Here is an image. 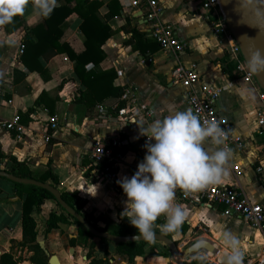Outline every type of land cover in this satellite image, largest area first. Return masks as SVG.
Instances as JSON below:
<instances>
[{
    "label": "crops",
    "instance_id": "obj_1",
    "mask_svg": "<svg viewBox=\"0 0 264 264\" xmlns=\"http://www.w3.org/2000/svg\"><path fill=\"white\" fill-rule=\"evenodd\" d=\"M98 1L101 4L99 18L107 23L111 35L101 48L104 60L97 68L92 64L87 65L86 70L114 71L116 78L113 86L129 87L140 93L141 108L153 107L155 118L168 115L169 109L184 111L185 90L171 80L175 60L160 54L158 47L145 36L148 28L143 0ZM133 1L139 3L137 7L132 6ZM159 2L164 6L165 21L181 29L186 44L181 60L201 63L200 75L205 79L223 78L228 81L220 106L234 114L237 134L253 140L251 103L256 96L249 86L242 84L234 70L223 71L226 67L225 59L228 60L225 44L220 42L206 23L205 15L200 10V0ZM75 4L76 0H57L56 8L66 5L72 9ZM42 20V16L33 13L29 4L24 15H17L12 23L0 26V169L10 167V158L24 164L33 179H38L50 169L59 181L57 189L60 193L77 194L87 201L84 211L92 207L98 214L94 216L92 212L93 217L101 223L116 224L124 209L123 202L127 199L116 181L123 176L130 178L133 161L144 157L146 153L141 144L140 130L130 132L127 123H117L98 116L94 107L100 103H93L90 99L86 103L78 101L85 89L75 75L74 61L66 53H57L48 59L40 53L38 57L35 53L24 56L25 39L30 35L27 31L39 25ZM80 23L76 14L67 17L61 26L59 41V44H66L76 55L85 49L84 37L79 30ZM132 29L142 34L144 43L136 47L126 44L132 36ZM21 47L24 53L20 52ZM118 102V99L109 98L101 104L108 108ZM110 114L114 117L113 111ZM16 115L20 116L27 129L20 141H16L13 134L2 126ZM51 116H57L60 121L66 118V121H61L56 129L50 131L49 142L46 143L43 129ZM138 136L139 139H134ZM95 137H117L124 144L120 151L121 161L110 165V173L115 176L113 183L104 179L92 180L90 177V162L85 148ZM205 147L212 146L205 144ZM250 148L247 153L231 154L227 166L229 174L220 184L241 187L252 202L264 207V192L253 184V168L264 163V139H254ZM235 170H239V175ZM100 171L102 166H99ZM23 199V196L20 198L17 195L12 182L0 178V257L8 254L15 264H32L29 261L32 253L21 246ZM57 207L55 202L46 200L39 213L33 212L37 221L38 245L48 259L56 256L59 264H90L87 259L83 261L87 249L76 246L72 254L69 251V240L78 237L75 224L59 223L58 228L47 230L49 214L60 215ZM190 207L191 216L182 227L197 228L200 234L197 239H204L220 252H227L220 240L221 232L217 229L230 230L239 237V246L244 254L243 264L264 262L263 234L238 220L224 219L219 209ZM66 217L70 222L73 221ZM157 222L162 224L165 218L161 216ZM92 242V258L103 260L102 264H174L170 257L157 255L164 248L160 243L150 242L146 253L129 263L126 256L116 251L114 244L99 243L96 238ZM186 243H182L180 252L187 247ZM184 264H200V261L191 256L184 260ZM204 264L210 263L205 261Z\"/></svg>",
    "mask_w": 264,
    "mask_h": 264
},
{
    "label": "clouds",
    "instance_id": "obj_2",
    "mask_svg": "<svg viewBox=\"0 0 264 264\" xmlns=\"http://www.w3.org/2000/svg\"><path fill=\"white\" fill-rule=\"evenodd\" d=\"M214 2L221 9H228L225 19L229 23L234 22L237 27L255 33L254 36L249 32L241 33L240 39L247 44L245 56L250 69L257 76H264V22L246 17L243 0ZM29 4L35 15L46 18L57 7V0H0V26L12 23L17 15H24ZM133 123L139 127L140 135L148 139L143 145L146 153L134 174L116 181L127 197L121 218H127L138 230L140 238L148 242L154 240L157 228L178 239L189 210L175 202L176 191L180 189L187 196L220 183L228 176L231 150L222 147L228 133L215 121L202 122L191 108L184 111L169 109L168 115L157 117L146 126L144 122ZM206 142L212 147L206 148ZM161 216L165 222L157 224ZM217 230L228 250L221 264H243L239 237L230 230ZM191 248L192 258L204 264L208 252L206 241L197 239Z\"/></svg>",
    "mask_w": 264,
    "mask_h": 264
},
{
    "label": "built area",
    "instance_id": "obj_3",
    "mask_svg": "<svg viewBox=\"0 0 264 264\" xmlns=\"http://www.w3.org/2000/svg\"><path fill=\"white\" fill-rule=\"evenodd\" d=\"M145 6V23L147 32L145 36L154 41L160 54L171 57L175 60L171 70L172 83L182 87L184 92V110L191 108L193 112L204 121H215L228 133V138L222 147L234 153H247L254 139H264V93L257 84L253 73L242 57L239 46L229 30L224 13L214 0H200V10L205 15V21L213 34L225 44V53L228 61L234 66V72L239 75L242 84L249 86L256 96L251 103L252 109V139H245L237 134V122L230 110L220 106L224 89L228 81L205 79L200 75L201 63L184 62L181 57L185 54L186 44L182 38L181 29L164 19V6L159 0H143ZM137 1L132 2L133 7L138 6ZM23 52V48H20ZM121 105L114 104L106 107L97 104L94 107L97 115L115 120L117 123H127L130 132L138 130L135 122H144L145 126L155 119L153 107L141 108L142 96L134 89L123 88L122 96L118 99ZM114 112V117L110 114ZM61 121H66L63 118ZM57 116H51L44 125V141L49 142L50 131L58 127L61 122ZM3 128L13 134L16 141L22 140L27 129L21 122L20 116L16 115L12 120L2 124ZM148 138L141 135V144L144 145ZM154 142V141H153ZM123 142L117 137L92 138L86 145L85 152L90 162V177L92 180L104 179L113 183L115 176L110 173V165L121 161L120 153ZM207 146H211L206 142ZM143 157L137 158L131 165L132 175L137 170V165ZM102 166V172H99ZM239 175V170H235ZM253 184L264 192V163L253 168ZM176 203L189 206H208L214 210H220V216L226 220H238L248 225L259 234L264 235V207L257 202H252L243 192L241 187L225 184L209 185L199 192L189 193L185 196L180 189L176 191ZM264 253V247H263Z\"/></svg>",
    "mask_w": 264,
    "mask_h": 264
},
{
    "label": "trees",
    "instance_id": "obj_4",
    "mask_svg": "<svg viewBox=\"0 0 264 264\" xmlns=\"http://www.w3.org/2000/svg\"><path fill=\"white\" fill-rule=\"evenodd\" d=\"M100 2L98 0H76V4L72 9L67 8L66 5L55 8L48 17L42 16V22L36 27L28 30L30 33L25 39V55L32 56L35 53L37 57L42 55L48 59L53 57L57 53H66L68 57L75 63V75L80 82V85L85 89L81 92V98L78 101L86 103L89 99L93 103H102L109 98L119 99L122 96L123 88L114 87L113 82L116 78L114 71H97L86 70V66L92 64L94 67H98L104 60L105 55L101 50L105 41L110 37L111 30L106 22H102L99 18L98 10L100 8ZM71 14H76L80 20L79 30L84 37V51L78 55L64 43L59 44L62 31L61 26L65 19ZM131 38L126 41L127 45L136 47L141 43L142 34L132 29ZM157 46L154 41H150ZM149 43V42H145ZM24 53V52H23ZM226 67L223 71L234 70V66L225 59ZM121 105V102H118ZM1 158V155H0ZM11 159V165L8 168L0 170L6 171L16 177L33 179L29 170H27L22 163H18L14 158ZM37 180L41 183H47L54 188H57L59 181L56 176L52 174V171L48 169ZM14 189L17 195L22 198V243L21 246L26 247L28 252L32 255L29 261L32 264H47L48 258L44 254L42 248L36 241L37 237V221L32 215L33 212L39 213L41 206L46 200H51L56 203L53 196L41 188L33 186L15 184ZM62 199L73 209L75 212L85 218L95 229L100 232H107L114 236H140L138 230L130 225L127 218H120L116 224L103 222V226L98 224L99 219L94 218L91 213H86L84 207L87 205L85 199L79 198L77 194L70 192H61ZM59 207V206H58ZM60 208V207H59ZM61 209V208H60ZM63 211V210H62ZM63 211L62 214L50 213L46 222L47 230L58 228V224H75L77 226V239H70L68 244L71 248L79 246L87 249L86 259L90 261V264H102L103 260H96L92 258L94 252V243L89 242V238L92 237L79 223L75 220L70 222ZM69 217V216H68ZM70 218V217H69ZM158 223V222H157ZM47 232V231H46ZM156 233H161L159 229H156ZM163 234V233H162ZM169 239H172V234H165ZM95 239V238H94ZM99 243H109L103 239H97ZM150 242L140 243H126V244H114L116 251L127 257L128 262H132L136 257H141L146 253V250ZM177 246L180 245V241H175ZM163 251L158 256L170 257L168 250L163 246ZM0 264H15L12 257L8 254L0 257Z\"/></svg>",
    "mask_w": 264,
    "mask_h": 264
},
{
    "label": "water",
    "instance_id": "obj_5",
    "mask_svg": "<svg viewBox=\"0 0 264 264\" xmlns=\"http://www.w3.org/2000/svg\"><path fill=\"white\" fill-rule=\"evenodd\" d=\"M243 5L245 9V15L247 18L252 19L255 18L256 20H259L261 22H264V0H243ZM224 16L225 12L228 11V9H222ZM227 26L229 30L231 31L235 42L240 48L241 54L243 59L245 60L246 64L248 65V61L246 59L245 53L247 51V44L245 40L240 39L241 33L249 32L250 36H254L255 33L251 32L247 28L237 27L235 23H229L226 20ZM249 67V65H248ZM250 69V67H249ZM251 70V69H250ZM253 76L259 85L261 91L264 93V76H257L252 70ZM0 178H4L12 183L15 184H21V185H27V186H33L36 188H41L42 190L47 191L50 193L53 198L55 199L58 206L65 212L67 216H69L72 220H75L77 223H79L92 237L96 239H103L106 240L112 244H126V243H140V242H148L144 240L143 238H140V236H137V239H133L135 236H114L107 232H100L97 229H95L85 218H83L80 214L75 212L61 197V193L57 188H54L53 186L47 184V183H41L34 179H25V178H19L16 177L6 171L0 170ZM73 230V229H72ZM73 237V236H71ZM206 241V240H205ZM152 242L161 243L163 246L166 247V249L169 252L170 258L172 259L174 264H184V260L190 258L193 256L192 252V244L187 246L183 251H179V247L175 244V240L169 239L165 234L162 233H156L155 238ZM208 246V254H212L213 256H219L220 261L222 262L223 254L210 242L206 241ZM70 253H73V248L69 249ZM86 259V258H85ZM48 264H59L58 259L56 256H51L48 259ZM261 264H264L261 263Z\"/></svg>",
    "mask_w": 264,
    "mask_h": 264
},
{
    "label": "rangeland",
    "instance_id": "obj_6",
    "mask_svg": "<svg viewBox=\"0 0 264 264\" xmlns=\"http://www.w3.org/2000/svg\"><path fill=\"white\" fill-rule=\"evenodd\" d=\"M181 206L183 207H186L188 210H189V216H191V207L186 205V204H181ZM57 212L59 214H62L63 211L57 207ZM94 213V216H98V214L96 213V210L92 207H89L88 209H86V213H91L93 214ZM66 215V214H65ZM93 216V215H92ZM99 225L100 226H103V222H99ZM181 235H180V238H178L177 240L180 241V245L178 246L180 249H181V245L182 243L186 242V246L190 245L191 243H193L195 241V239H197L199 237V231L197 230V228L195 229H192L191 227H188V228H185V227H182L181 228ZM201 232V231H200ZM173 235L172 234V238H173ZM89 240L92 242V238H89ZM89 240H88V243H89ZM183 251V250H181ZM86 257V254L84 255ZM83 261H85V258H83ZM206 261L210 264H221V261H218L217 258L215 256H213L212 254H207V259Z\"/></svg>",
    "mask_w": 264,
    "mask_h": 264
},
{
    "label": "bare ground",
    "instance_id": "obj_7",
    "mask_svg": "<svg viewBox=\"0 0 264 264\" xmlns=\"http://www.w3.org/2000/svg\"><path fill=\"white\" fill-rule=\"evenodd\" d=\"M160 244H161V243H160ZM225 253H226V252H224V251L222 252V251H221V254L225 255ZM216 258H217L218 261H220L219 256H216Z\"/></svg>",
    "mask_w": 264,
    "mask_h": 264
}]
</instances>
